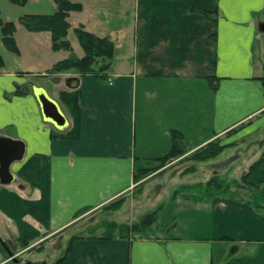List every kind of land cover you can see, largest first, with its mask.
<instances>
[{
	"label": "crops",
	"instance_id": "crops-1",
	"mask_svg": "<svg viewBox=\"0 0 264 264\" xmlns=\"http://www.w3.org/2000/svg\"><path fill=\"white\" fill-rule=\"evenodd\" d=\"M73 1L83 5L69 15L75 54L84 55L72 36L80 25L115 43L107 78L48 73L70 52L54 50L48 30L22 29L21 15L13 18L17 4L0 0L2 17L17 24L19 53L12 54L21 63L25 43L31 58L28 66H20L23 80L16 83L33 76L32 88L46 89L69 121L58 128L45 120L34 91L15 95V86L0 83V116L16 128L9 135L26 144L23 158L12 164L14 181L0 184V218L13 239L34 245L67 234L83 209L102 207L129 192L138 183L135 171L158 168V157L171 148L173 129L183 133L184 156L214 139L227 144L225 161L215 163L222 167L215 172L232 166L246 171L264 151V32L259 29L264 0ZM23 6H31L24 14L57 8L55 0H29ZM131 8L129 26L123 21ZM193 8L218 10V21ZM3 46L1 39L2 52ZM40 76L48 83L36 81ZM76 90L80 117L73 138L66 134L74 118L60 93ZM245 154L254 156L243 164ZM249 180L264 181V160ZM244 193L233 186L225 197L178 194L144 231L113 239L80 235L59 264H264V214L243 200ZM8 262L0 249V264Z\"/></svg>",
	"mask_w": 264,
	"mask_h": 264
},
{
	"label": "trees",
	"instance_id": "trees-1",
	"mask_svg": "<svg viewBox=\"0 0 264 264\" xmlns=\"http://www.w3.org/2000/svg\"><path fill=\"white\" fill-rule=\"evenodd\" d=\"M10 2L18 5H25L29 0H9ZM57 8L53 13L47 14H35L26 13L19 17V22L23 24L30 31H42L48 30L51 32L52 48L54 50H68L70 55L57 61L50 69V73H65V72H77L81 75L93 74L108 77L110 69L112 67L115 55L116 46L114 41L108 36H99L89 30L83 25L75 27L74 31L78 38L80 45L84 50L83 56H77L74 52V48L71 41L68 38V33L71 28L69 21V15L71 11H78L82 9V3L73 0H55ZM193 10L204 14L211 21H218L219 13L218 10H206L201 8H193ZM17 24L14 20H5L2 17L0 11V32L1 39L5 47L16 54L19 53V47L16 42L15 33ZM216 57L210 56V62L213 67L216 66ZM6 57L0 50V68L6 65ZM20 74L23 72L19 71ZM263 80V78H262ZM26 86L17 85L14 94L25 95L30 93ZM61 99L68 106L70 113L74 118V126L70 132L66 135L68 137H77L80 117V105L79 98L80 92L76 91H62L60 93ZM172 145L170 150L163 156H159L161 164L158 168H144L135 171L134 180L136 182L141 181L151 173L161 169L167 162L184 155L187 150L184 146L183 133L180 130L173 129L171 132ZM227 147V144L221 143L220 139H214L201 146L197 150L188 155V160L206 161L210 158L215 157L219 152ZM186 158V157H185ZM264 160V151L262 155L254 161L249 168L243 172L241 179L238 181H228L222 179L218 175L213 176L206 182H197L194 184H186L176 188L171 194L170 200L176 198L178 194L197 193L205 196L206 198H212L217 195L226 196L230 194V191L235 184L236 186L245 189L246 193L242 196L243 200L250 203L256 208L258 212L264 214V181L254 183L249 180L252 172L259 166ZM195 170V166H189L184 172H191ZM158 173V172H157ZM125 200L124 197H120L111 203L107 204L104 208L110 209L119 206ZM165 204L162 203L159 207L151 212L145 213L139 221H135L131 224L118 223L115 221H107L101 226L104 227V232L100 235L90 233L91 237H99L102 239H113V238H128L133 235L134 232L144 231L148 226L154 223L162 210L165 208ZM90 208H85L78 213L77 216L83 214ZM80 235L72 236L69 240V244L66 247L65 253L60 256L55 264L63 262L72 249V245L76 238ZM22 247L30 245L29 240L20 239ZM10 242V240H9ZM11 243V242H10ZM1 244V243H0ZM4 252L5 248L1 244Z\"/></svg>",
	"mask_w": 264,
	"mask_h": 264
},
{
	"label": "rangeland",
	"instance_id": "rangeland-1",
	"mask_svg": "<svg viewBox=\"0 0 264 264\" xmlns=\"http://www.w3.org/2000/svg\"><path fill=\"white\" fill-rule=\"evenodd\" d=\"M14 7H15V13L13 14V18H17L18 16L17 14L23 15L25 10L27 11L29 10V8H31V6H23L18 4L14 5ZM128 11L129 12L126 14V19L123 22L128 21L126 23L129 24L130 22L134 21V9L131 8ZM126 23H122L121 26H126ZM130 25L131 23L129 24V26ZM19 26L22 27V29H27L21 23L19 24ZM74 32L75 31L72 30V36L74 37V39H76V41H78L76 33ZM20 35L23 34L22 32L19 31L18 33L19 38ZM23 46H24L23 47L24 52L22 58H20L21 63H18L17 59L15 58V55L12 54V52L9 51L5 46H3L2 50H5L3 51V53L6 55L8 59V64L5 66V69L0 71V83L3 84V86L5 87H9L13 85L16 88L18 85V83L16 82H22L21 80H23V77L19 73V68L20 66L25 68V66H28L29 60H31L29 56V52L26 48L27 44L24 43ZM0 47H1V37H0ZM79 47L80 49H82L81 46ZM121 52H123L122 49ZM258 56L259 55L257 54L256 59L258 58ZM8 72H13L14 74L17 75V77H12V78L8 77L6 75ZM48 73H50V71ZM29 79L31 80L25 81L26 83L22 85L26 86L25 88H27L30 93H33L31 81H34L35 78L32 76ZM40 79H42L45 84L48 83L47 82L48 78H46L45 76L37 77L36 81H39ZM1 93L2 92L0 90V108L2 104ZM18 113H19V107L17 104L16 107L13 109L11 115L12 117L16 118ZM16 132H17L16 128L14 126H9L8 123L6 122L4 123L2 117L0 116V137L1 136L11 137L9 134H16ZM224 149L221 152H219L215 157L210 158L206 161L188 160L187 156L191 155L190 153L186 156L182 155L167 162L166 164H164V166L161 169L157 170L158 173L153 174V176L149 177L148 179H143L141 181H138V183L134 185V187L129 192H126L124 195L120 196V197H124L125 200L119 206L110 209L104 208L107 204L112 202L110 201L109 203H107L102 207L89 210L88 212L87 211L84 212L81 216L79 215L80 217H78L77 221L74 224V227L71 228L67 232V234L57 239L50 240L48 241V243L44 242L41 244L34 245V243L30 241L29 246L22 247L20 244L21 242L18 238L13 239L10 233L5 232L4 226H6V223L1 218H0V237L8 242L10 240L11 243L10 242L9 243L12 249L15 251L16 256L21 261L29 260V261L37 262V261L45 260L49 264H54L55 261L65 253L66 247L69 244V240L72 236L88 235L90 233L100 235L104 232V227H102L101 225L106 223L107 221H115L124 224H131L135 221H139L140 218L145 213L153 211L154 209L159 207L162 203L166 205L165 206L166 208L169 202L171 201L170 197L173 191L176 188L181 187L182 185H186L189 183L194 184L197 182H206L215 175H218L222 179H226L228 181L240 180L241 175L243 174V170L245 171V169H242L240 167L236 168L235 166H232L227 171H224L222 169L223 173L215 172L219 168H222L221 165H219V167H215L214 166L215 163L221 160L225 161L224 158H222ZM240 150L241 149H239V151ZM253 154L252 155L245 154L247 156L245 157L244 155V161L242 163L246 164V161L250 158V156H254ZM258 156L259 153L257 152L254 159L257 158ZM222 161L221 163L219 162L218 163L219 164L224 163ZM189 166H195V170L191 172H184V170L187 169ZM0 184H2L1 181ZM233 186L235 187L236 185L234 184ZM8 237H11V239H8ZM0 249L2 253L8 258L9 260L8 264H14L13 261L10 259L8 253L3 251L1 244H0Z\"/></svg>",
	"mask_w": 264,
	"mask_h": 264
},
{
	"label": "water",
	"instance_id": "water-1",
	"mask_svg": "<svg viewBox=\"0 0 264 264\" xmlns=\"http://www.w3.org/2000/svg\"><path fill=\"white\" fill-rule=\"evenodd\" d=\"M259 29L264 32V21L259 24ZM34 94L41 106L45 120L53 123L58 128H66L69 124L68 118L62 110L59 102L55 100L44 88L34 87ZM26 144L23 140L8 136L0 137V181L2 184H10L14 181L15 175L12 171V164L23 158ZM0 243L5 248L14 264H49L47 261H21L10 243L0 237Z\"/></svg>",
	"mask_w": 264,
	"mask_h": 264
}]
</instances>
